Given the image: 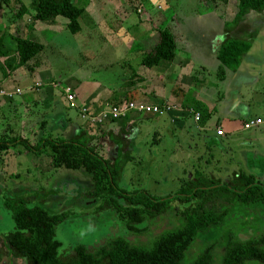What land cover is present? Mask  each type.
Here are the masks:
<instances>
[{"label":"rangeland","instance_id":"obj_1","mask_svg":"<svg viewBox=\"0 0 264 264\" xmlns=\"http://www.w3.org/2000/svg\"><path fill=\"white\" fill-rule=\"evenodd\" d=\"M115 1L116 4L118 1L124 2L120 7L128 9L130 19L137 18L142 6L148 7L155 12L157 28L162 27L159 15L165 12L166 22L172 20L171 25H174L169 26L168 22L167 30L174 34L176 44H185L187 41L191 46L190 50L199 53L201 60L208 67L207 71L210 72L213 71L217 47L214 38L223 34L227 28L224 27V23L231 20L237 0H130L132 5L136 4V9L129 0ZM21 2L27 5L29 0ZM8 3L12 4V1ZM11 8L13 12L9 11L14 13L18 7L12 5ZM168 8L172 15L168 16ZM175 14H180L177 17L183 20L182 25L173 23ZM164 25L167 28V24ZM230 27H233V24L229 23L228 28ZM227 33L231 37L243 39L249 38V34L252 33L253 37L250 38V47L241 58L235 72L237 76L232 81L227 76L220 83L223 85L220 87L221 91L227 94L223 98V106L228 105L230 96L235 97L237 99L235 108L243 107L248 121L257 117L262 123L258 126H248L242 132L224 138L221 145L209 149H205L204 145L197 142L191 121L183 129H174L173 134H168V122L164 127L156 124L144 126L137 124L135 129L129 127L127 133L122 135L124 150H128V153L124 152L128 157L127 161L122 163V156L120 153L117 155L122 165L117 182L119 187L127 190L143 189L150 195L161 197L173 194L183 181L191 178L194 170L201 171L207 178L226 180L238 169L255 175L264 185V12H250L247 16L244 15ZM45 38L42 41L45 48L29 62L33 72L41 73L38 74L40 77L38 80H41L42 84L47 85L52 80L63 84L75 79L81 82L98 80L103 84L108 81L105 77H110V72L108 73L109 69L103 63L101 52L103 45L99 47V39H92L87 27L81 25V30L74 34L66 28L57 29L55 33L49 32ZM6 43L13 46L11 41ZM3 44L5 45L4 42ZM119 64L117 60L111 71ZM195 76H198V73ZM36 77L34 74L32 81ZM232 85L236 87L234 91H230L229 86ZM17 96L9 98L13 99L11 104L0 110V137L3 133L10 136L22 133L30 143H34L42 137L49 135L53 137L58 131L63 132L61 137L64 138L70 136L68 134H73L71 129L60 130L55 114H49L40 103L32 102L31 99L36 98L35 94L25 93L21 96L22 106H18V101H15ZM29 96L31 99H28ZM42 118H47L45 128L38 126ZM16 119L18 121L13 122ZM97 137L99 144L92 141L96 150L98 153L102 152V155L99 153L102 157L112 160L115 156L113 146L105 149V146H110L104 144L101 134ZM188 146H191L190 151ZM19 147L21 146H11L4 152L0 151V189L26 194L31 204L39 202L38 206L44 207L49 214L65 215L64 221L58 224L54 234V238L59 242L57 248L59 255H64L75 244L96 248L115 238H122L133 245L148 246L164 230L179 226L177 216L173 211H169L145 221L143 231L128 233L123 222L112 210L99 208L100 199L88 198L82 194L92 186L86 174L80 170L64 168L53 170L49 167L46 153L29 156L22 154L21 152L25 150ZM5 191L0 192V196L5 194ZM35 192L44 198H37L33 195ZM223 204L222 206L226 207L227 204ZM185 205L188 204L169 203L170 207L176 208ZM142 225L136 227L141 228ZM13 229L10 213L2 205L0 197V241ZM229 232L239 240L264 233V212L258 208L231 205L221 226L196 236L183 262H190L208 245L214 247L213 251L218 256L222 251L225 235ZM12 259L7 254H2L0 264H25L23 261L16 262ZM244 264L261 263L248 260Z\"/></svg>","mask_w":264,"mask_h":264},{"label":"trees","instance_id":"obj_2","mask_svg":"<svg viewBox=\"0 0 264 264\" xmlns=\"http://www.w3.org/2000/svg\"><path fill=\"white\" fill-rule=\"evenodd\" d=\"M82 10L73 0H30L27 7L20 5L15 15L18 17L29 12L32 21L60 16L67 20L65 28L74 34L79 31L78 18ZM249 11H264V0H237L231 20L224 23L227 27L225 31L233 28ZM229 23L233 27L228 28ZM252 37L251 33L246 39L225 36L221 40L215 53L218 76H222L225 69H237L250 47ZM12 43L17 65L32 60L42 49L39 43L19 36L13 37ZM173 55L172 35L164 26L158 27L155 39L143 54L140 64L150 67L162 60H171ZM193 107L199 112L201 123L208 112L201 104ZM11 146H21L33 155L46 153L53 169L80 170L86 174L92 186L82 194L100 199L99 208L112 210L128 233L143 231L145 221L169 211L177 216L179 226L164 230L148 246L133 245L122 238H115L96 248L75 244L64 255H59V242L54 234L65 215L49 214L44 207L38 206L39 202L31 204L28 195L2 188L0 192H6L0 196L2 205L9 211L14 229L2 237L0 256L7 254L12 260L25 264H244L248 260L264 264V233L239 240L230 232L225 235L218 256L213 251L214 247L208 245L190 262H183L196 236L221 226L231 205L258 208L264 212V185L251 173L238 169L230 178L220 180L207 178L196 170L197 173L183 181L173 194L160 197L150 195L143 189L127 190L119 187L117 182L122 165L117 155L120 153L122 156V163L127 161V155L119 150L112 160L102 157L92 143V138L83 131L69 138L42 137L34 143L21 136L0 138V151ZM33 195L44 198L40 193L35 192ZM170 202L188 205L176 208L170 207ZM222 203L227 204L226 207ZM140 224H143L142 227L137 228Z\"/></svg>","mask_w":264,"mask_h":264},{"label":"crops","instance_id":"obj_3","mask_svg":"<svg viewBox=\"0 0 264 264\" xmlns=\"http://www.w3.org/2000/svg\"><path fill=\"white\" fill-rule=\"evenodd\" d=\"M0 1L2 3L0 5V89L13 90L18 88L21 91L15 100L18 101V106H22L23 102L20 97L24 96L25 93L28 95L35 94V99H31V96L28 99H31L33 103H40L49 114H55V120L58 121L60 130H72L73 134L68 135L73 136L83 131L86 136L92 138V141H97L96 144H99L97 135L101 134V137L104 138V144L110 146H105V149H110L112 145L116 156L119 150L122 153L128 151L124 150L125 143L122 135L127 133L129 127L137 128V124L139 126L156 124L159 127H164L168 122V134H173L174 129H183L191 121L195 129L197 142L204 145L205 149L221 145L224 138L232 137L234 134L245 130L241 127V124L249 119L246 116V110L243 107L235 108L237 99L231 96L228 98V105L223 106V98L227 94L220 89L223 86L220 83L225 77L228 76L229 80L232 81L237 76L235 74L237 69L235 71L225 69L223 75L218 76L215 71L218 66L215 56L214 66H212L213 71L208 72V67L201 60L199 53L196 54V51L190 50L191 46L187 44V41L185 44L177 45L174 34L170 30L169 32L174 41L173 58L169 61L162 60L150 67H144L140 64L143 54L150 48L155 39L157 28L155 12L148 9V7L141 5L142 10L137 13V18L130 19L128 9L120 7L124 2L118 1V4H116L117 1L115 0H73L83 9L78 18L79 31L81 25H83L88 28L92 39H99V47L103 45L101 47L103 63L109 69L110 77H105L108 81L104 84L98 80H83L81 82L75 79L72 82L68 80L65 84L52 80L45 85L42 84L41 80H38V78L40 79L38 74L41 73L33 72L30 61L17 65V57L12 52L13 46L6 42L10 43L13 37L19 36L39 43L42 46L41 50H43L45 45L42 41L46 39V35L51 31L55 33L57 29L65 28L67 20L56 16L44 21H32L29 12L22 13L17 17L16 12L12 13V5L27 7L29 3L25 5L21 0ZM10 1H12V4L8 3ZM15 1L16 4H14ZM131 1L130 4L132 5ZM132 6H135L136 9V4ZM9 10H12V12ZM250 12L253 11L248 13ZM169 14L168 8V16ZM159 16L160 21L162 20L160 26H165L166 23L168 29V22L170 23L169 26H172V20L166 22L165 12H162ZM177 16H180V14L174 15L173 23L182 25L183 20ZM228 31L224 29L223 34H219L214 38L217 47L225 36L231 37L227 33ZM96 55L97 53H95ZM117 60L120 62L119 66L111 71ZM197 73L198 76H195ZM34 74L37 77L32 81ZM35 84H38V86L35 87ZM64 87L70 88V92L73 94V106L65 99L62 91ZM229 87L230 91L236 89L233 85ZM27 90L31 92H25ZM12 100L0 97V110L8 104L10 105ZM127 101L154 104L168 103L183 109L190 108L194 111L197 110L193 106L201 104L208 113L201 123H199V119L194 121L190 115L184 114L177 117L176 113L173 117L170 115L168 117L153 115L128 116L114 121H106L100 125L90 123L80 117L79 110L81 108H84L88 114L93 115L108 105H119ZM38 126L45 128L47 118H42ZM217 129L222 130L221 135L216 133ZM61 133L63 132L59 133L58 131L53 137H61ZM12 136L3 133L0 138ZM17 136H24V134L21 133ZM49 136L51 137V135ZM114 137L117 139L115 140ZM190 147L188 146V151H190ZM21 153L31 156V153L26 150ZM99 153L102 155V152L99 151ZM47 159H49L48 156ZM48 163L51 167L50 159ZM196 173L197 171L194 170L191 177ZM208 175L213 176L212 174Z\"/></svg>","mask_w":264,"mask_h":264},{"label":"built area","instance_id":"obj_4","mask_svg":"<svg viewBox=\"0 0 264 264\" xmlns=\"http://www.w3.org/2000/svg\"><path fill=\"white\" fill-rule=\"evenodd\" d=\"M136 1V0H135ZM139 3V2H137ZM139 12V10H136ZM35 87L38 86V84L34 85ZM65 99L69 102L71 106H73V94L70 92V88L64 87L62 89ZM21 91L18 88H15L13 90H5L0 89V97L1 98H11L14 95H19ZM80 117L90 123H94L97 125L103 124L106 121H114L119 118H127L128 116H136V117H142L145 115H153L158 117H168L174 116L175 113L177 114V117L179 115H187L191 116L194 121H197L199 119V113L197 111H194L193 109H183L179 106H176L174 104H168V103H162V104H154V103H141V102H133V101H127L123 104L119 105H108L105 108L101 109L96 114H88L84 108H81L79 110ZM261 123V120L258 118H255L254 120L246 121L242 128L245 129L248 126H255ZM222 131L217 129L216 133L221 135Z\"/></svg>","mask_w":264,"mask_h":264}]
</instances>
